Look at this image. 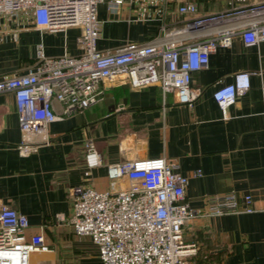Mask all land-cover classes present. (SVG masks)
<instances>
[{"label":"crops","instance_id":"obj_1","mask_svg":"<svg viewBox=\"0 0 264 264\" xmlns=\"http://www.w3.org/2000/svg\"><path fill=\"white\" fill-rule=\"evenodd\" d=\"M188 1L206 14L261 0H124L115 10L104 0L98 4L102 26L97 47L143 42L162 26H178L187 17L178 6ZM237 21L229 15L211 24ZM79 33V26L64 31L41 28L31 10L1 15L0 75L26 72L36 61L39 42L46 55L79 53ZM237 71L249 73L250 86L223 116L212 93L231 82ZM99 86L100 100L52 121L50 141L28 154L18 150L21 131L14 95L0 92V205L25 213L27 233L42 231L50 248L70 236L81 245V239L95 245L68 223L72 186L110 187L106 163L164 155L176 159L179 170L188 175L185 199L191 207L203 210L230 192L242 207L244 194L252 196V211L198 215L187 221L183 233L195 246V264H264V42L246 45L235 34L229 45L213 46L208 65L192 74L191 105L180 102L173 91L163 94L156 84L134 87L125 77L102 80ZM53 107L61 114L60 102L53 100ZM88 137L102 159L91 169L84 160ZM197 169L200 175L194 174ZM121 183L128 180L119 179L118 186ZM45 252H33L31 264L51 256Z\"/></svg>","mask_w":264,"mask_h":264},{"label":"built area","instance_id":"obj_2","mask_svg":"<svg viewBox=\"0 0 264 264\" xmlns=\"http://www.w3.org/2000/svg\"><path fill=\"white\" fill-rule=\"evenodd\" d=\"M103 1L0 0V16L31 10L34 23L46 30L80 27L76 36L79 53L46 55L39 42L36 61L26 72L0 75V92L14 95L21 154L50 141L48 126L52 121L100 100L102 80L125 77L134 87L156 84L163 94L173 91L180 102L191 105L192 74L208 65L213 46L229 45L235 34H240L246 45L264 42V0L206 14H199L197 5L188 1L178 6L187 16L178 26H162L149 40L125 41L102 50L97 39L102 26L98 4ZM123 1L106 3L115 10ZM229 15L239 21L211 24ZM249 86V73L237 71L231 82L214 89L213 98L223 116ZM53 100L60 102L61 114L55 111ZM84 145L86 166H100L102 159L92 138ZM178 166L176 159L164 155L106 163L111 180L126 178L128 183L103 189L72 186L68 223L76 234L91 239L103 264H195V246L183 233L187 221L198 215L252 211V196L244 194L242 207L233 192L217 197L203 210L191 207L185 199L188 175ZM194 174L200 175L201 170ZM28 226L25 213L9 204L0 205V264H31L33 252L51 249L43 232L29 234Z\"/></svg>","mask_w":264,"mask_h":264},{"label":"rangeland","instance_id":"obj_3","mask_svg":"<svg viewBox=\"0 0 264 264\" xmlns=\"http://www.w3.org/2000/svg\"><path fill=\"white\" fill-rule=\"evenodd\" d=\"M118 180H111V186L118 187ZM73 240L70 236L60 244L51 246L53 251H46L51 254L49 257L38 258L33 264H103L97 255V248L86 240ZM86 247L87 251L84 249Z\"/></svg>","mask_w":264,"mask_h":264}]
</instances>
